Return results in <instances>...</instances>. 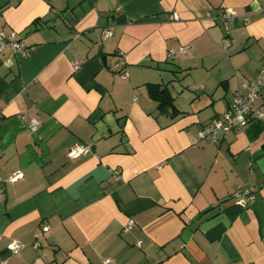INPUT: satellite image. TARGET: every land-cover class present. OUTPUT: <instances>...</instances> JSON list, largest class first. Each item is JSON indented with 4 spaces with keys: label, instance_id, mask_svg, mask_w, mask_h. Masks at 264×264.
Returning a JSON list of instances; mask_svg holds the SVG:
<instances>
[{
    "label": "crops",
    "instance_id": "obj_1",
    "mask_svg": "<svg viewBox=\"0 0 264 264\" xmlns=\"http://www.w3.org/2000/svg\"><path fill=\"white\" fill-rule=\"evenodd\" d=\"M0 31L28 48L0 53V264H264V120L194 144L264 67V0H0ZM75 145L93 152L70 159Z\"/></svg>",
    "mask_w": 264,
    "mask_h": 264
},
{
    "label": "built area",
    "instance_id": "obj_2",
    "mask_svg": "<svg viewBox=\"0 0 264 264\" xmlns=\"http://www.w3.org/2000/svg\"><path fill=\"white\" fill-rule=\"evenodd\" d=\"M178 16L176 13L170 15V21H176ZM237 19V15L232 8H226L220 15V22L224 26L226 33L230 31V23ZM245 24L249 22V16L242 18ZM104 38H111L113 33L111 31H106L103 34ZM79 37V34L75 35V39ZM223 48L228 50L230 48L231 42L228 38H225L222 42ZM12 51L13 54L19 55L25 58L28 55V48L19 38L18 33L2 32L0 31V53L5 50ZM190 51V46H182L178 50L170 49L167 58L169 60L175 59L178 55H186ZM7 66L10 62L5 63ZM74 69L79 68V63L74 61L72 63ZM119 66V64H117ZM121 76L127 79L129 74L126 70L121 71ZM264 87V67L261 68L255 78L243 85L235 92L232 101L230 102L228 112L221 118L213 119L210 124L199 134L198 139L195 140L194 144H197L199 140L210 139L213 143L219 141L220 134H226L229 132L243 130L247 128L251 123L264 120V107L255 108V102L260 98L262 89ZM24 119V118H23ZM39 122L36 119H31L28 121L27 128L31 133H35L38 129ZM93 152L92 147L86 145H75L71 147L68 151V157L70 159H79L81 157L87 156ZM117 181L121 178L119 175L114 174ZM24 178V174L21 171L13 173L9 178L8 182L15 183ZM232 198L241 206H249L254 203L255 196L251 190H244L239 188L233 195ZM136 223L133 219H129L128 222L123 227V232H130ZM50 230L48 225L43 226L39 230L33 239L32 245L34 248H39V239L45 236ZM137 246H141V242H138ZM8 250L14 254H19L23 248L24 244L18 240H13L8 245ZM103 264H114L113 260L106 259Z\"/></svg>",
    "mask_w": 264,
    "mask_h": 264
},
{
    "label": "trees",
    "instance_id": "obj_3",
    "mask_svg": "<svg viewBox=\"0 0 264 264\" xmlns=\"http://www.w3.org/2000/svg\"><path fill=\"white\" fill-rule=\"evenodd\" d=\"M148 94L152 100L158 103V110L161 114L171 118L180 115L174 103V98L166 86L160 84H147Z\"/></svg>",
    "mask_w": 264,
    "mask_h": 264
}]
</instances>
